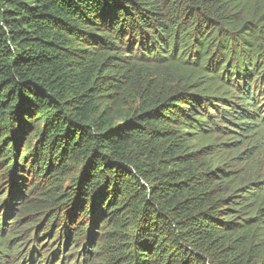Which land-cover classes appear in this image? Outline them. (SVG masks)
<instances>
[{"label": "trees", "instance_id": "obj_1", "mask_svg": "<svg viewBox=\"0 0 264 264\" xmlns=\"http://www.w3.org/2000/svg\"><path fill=\"white\" fill-rule=\"evenodd\" d=\"M263 86L262 0H0V264L44 222L61 264H264L256 146L215 130L263 127Z\"/></svg>", "mask_w": 264, "mask_h": 264}, {"label": "rangeland", "instance_id": "obj_2", "mask_svg": "<svg viewBox=\"0 0 264 264\" xmlns=\"http://www.w3.org/2000/svg\"><path fill=\"white\" fill-rule=\"evenodd\" d=\"M264 2V0H262ZM256 96V103L259 108V113L261 116L264 115V86L263 88H260L259 90L256 91L255 93ZM235 103H233V109L234 110H239L243 103L241 102L240 98H235L233 99ZM235 107V108H234ZM228 108V107H222V104L220 103V107H218V110L215 111V109H212L213 112H217L216 116H222L224 117L225 112H220L222 111L221 109ZM233 112V110H231ZM216 120H221L225 121L222 118L219 119V117H216ZM217 124H221L220 128L216 127L215 130L217 131V134H219V137L217 139V143H220L219 145L222 147V149H228L230 146L225 145V143H236L234 145V148H238L239 151H242L243 154L242 156H245L247 154V148L252 147L253 145L256 146L254 153L250 158L247 160L242 161V157L238 158L233 162L234 166L236 167V170L240 172H250L252 174L259 173L264 175V126L261 127L260 129L258 128L254 133H251L250 135L246 137H238L236 138L231 131L230 128H234V126L230 123H227L226 121L223 123L225 128L222 126V122L216 121ZM257 128V127H256ZM232 156L235 155V153L231 154ZM11 193V191H9ZM8 198L5 196L3 200L0 202V218L4 216L6 207H2L5 201H7ZM16 206V205H15ZM19 207L21 205H18ZM2 207V209H1ZM18 208V207H16ZM18 210V209H17ZM17 214L15 211L12 215H10L7 219L8 222V232L13 230V227H16L13 222V217ZM36 219L35 214L33 215H26L23 218H21V224L23 225H28L30 223H34V220ZM38 224L40 222H37ZM45 223L39 228L40 232H38L39 237L37 236V231L36 228H31L30 230H22V234L18 233L14 234V239L18 238V242L23 241L22 245V253L21 256L17 257L18 258V263L17 264H61V261L63 260V255H66L65 258L67 259V254L70 253L73 243L75 241H70L66 246H65V237L63 236V239L61 241L55 240L53 241V236L58 235L59 231L57 230L56 227L53 231L52 234H47L49 232L46 231V234H42V230L45 226ZM25 228V226H24ZM23 228V229H24ZM16 231V230H15ZM64 235V232H63ZM73 238V236H72ZM80 241L78 242L79 246L77 247L76 252H73L70 256V264H89L90 258H86L85 256L87 255L84 250H86L87 243L89 241V237H83L79 239ZM58 241V242H57ZM54 242V243H53ZM56 243V244H55ZM97 244V241L92 244H90L93 248ZM14 246V245H13ZM60 247L59 253L57 254L56 257H52L53 251L57 248ZM65 247V248H64ZM64 248V249H63ZM12 256V255H11ZM10 264H13L14 262V256L8 258ZM64 264V262H62Z\"/></svg>", "mask_w": 264, "mask_h": 264}]
</instances>
